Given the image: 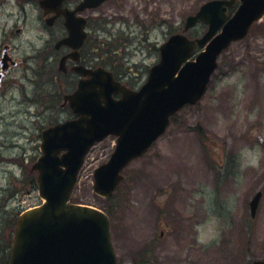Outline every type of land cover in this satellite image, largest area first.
<instances>
[{
    "label": "rangeland",
    "instance_id": "obj_1",
    "mask_svg": "<svg viewBox=\"0 0 264 264\" xmlns=\"http://www.w3.org/2000/svg\"><path fill=\"white\" fill-rule=\"evenodd\" d=\"M205 1L110 0L85 14L89 38L83 54L96 55L102 46L105 65L122 69L139 88L159 60V46L181 32ZM10 12L15 9L9 4L0 10V26L12 24L5 18ZM205 31L198 27L190 36ZM38 78L45 79L41 70ZM72 83L66 79L65 94ZM40 91L35 82L31 111L42 117H14L13 105L0 103V264L10 254L15 218L42 203L31 167L41 154V130L57 117L43 116L51 99ZM67 110L63 120L70 117ZM114 142L108 137L88 153L71 199L113 211L117 264L264 260V17L247 39L221 54L202 100L183 108L152 149L126 168V182L108 201L94 193L93 173L108 161ZM258 191L262 197L252 219L249 202Z\"/></svg>",
    "mask_w": 264,
    "mask_h": 264
},
{
    "label": "water",
    "instance_id": "obj_2",
    "mask_svg": "<svg viewBox=\"0 0 264 264\" xmlns=\"http://www.w3.org/2000/svg\"><path fill=\"white\" fill-rule=\"evenodd\" d=\"M56 1L45 0L41 5L54 9ZM103 1L84 0L75 11L63 12L69 35L62 44L75 50L69 56L73 60H77V50L86 36L85 21L75 13L96 8ZM238 1L240 5L230 19L226 10L236 0L210 1L188 17L183 33L171 36L160 47V61L149 70L139 91L115 82L103 69H74L89 78L80 80L77 90L65 96L78 119L42 134V156L32 169L38 172L37 186L45 203L19 217L9 264H116L108 217L95 208L70 203L84 157L108 135L118 138L110 160L94 172V191L107 198L122 180L121 171L166 131L169 118L202 98L222 51L232 42L245 39L251 26L264 15V0ZM198 23L208 25L207 32L200 39L189 40L184 34ZM196 45L207 46L195 61L187 62ZM115 94L121 99L114 100ZM260 198L261 193H257L250 202L252 217Z\"/></svg>",
    "mask_w": 264,
    "mask_h": 264
},
{
    "label": "flooded vegetation",
    "instance_id": "obj_3",
    "mask_svg": "<svg viewBox=\"0 0 264 264\" xmlns=\"http://www.w3.org/2000/svg\"><path fill=\"white\" fill-rule=\"evenodd\" d=\"M41 1H0V10L8 4L15 9V12L5 16L6 19L13 20L12 24L5 20L4 25L0 26V103L13 105L14 111L11 115L14 117L19 114L42 117L38 111L35 114L31 111L34 85L39 81L40 93L51 99L50 104L42 108L44 109L42 114L49 116L54 112L57 117L47 126L50 127L63 121L61 113L67 107L63 104L66 79L73 82L69 92L76 88L80 79L72 71L75 63L71 59L66 60V71L60 68L61 61L72 53V49L60 44L67 36L61 11L72 10L83 0H63L57 12L43 10L40 7ZM6 2L8 3L5 4ZM91 11L94 10H87L84 16ZM79 55L78 64L93 69L96 67L95 63L85 59L82 50L79 51ZM39 70L42 71V77L44 76L45 79L39 80ZM115 78L123 81L120 76ZM34 107L35 110L38 109L36 100Z\"/></svg>",
    "mask_w": 264,
    "mask_h": 264
},
{
    "label": "trees",
    "instance_id": "obj_4",
    "mask_svg": "<svg viewBox=\"0 0 264 264\" xmlns=\"http://www.w3.org/2000/svg\"><path fill=\"white\" fill-rule=\"evenodd\" d=\"M232 11H230V13H231ZM201 28V27H200ZM99 51H101V49L99 50ZM101 54H104V53H101Z\"/></svg>",
    "mask_w": 264,
    "mask_h": 264
}]
</instances>
